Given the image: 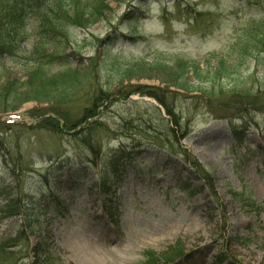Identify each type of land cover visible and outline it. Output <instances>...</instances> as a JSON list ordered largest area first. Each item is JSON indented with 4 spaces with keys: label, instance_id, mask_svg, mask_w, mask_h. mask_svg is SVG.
Here are the masks:
<instances>
[{
    "label": "rangeland",
    "instance_id": "374dc122",
    "mask_svg": "<svg viewBox=\"0 0 264 264\" xmlns=\"http://www.w3.org/2000/svg\"><path fill=\"white\" fill-rule=\"evenodd\" d=\"M110 7L106 21L72 30L84 45L67 51L84 67L98 59V89L108 100L100 124L41 129L51 115L36 101L0 113V242L18 241V264H33L38 244L52 246L54 264H81L77 243L104 264H166L148 254L162 258L179 242L184 257L174 264H264V65L239 59L264 6L110 0ZM8 22L0 8L1 42ZM36 27L31 15L9 26L17 43L0 52V84L27 80ZM182 63L198 66L179 81L186 90L163 84L156 66ZM92 92L87 85L68 107L76 119ZM246 92L258 100H243ZM233 194L257 209L244 211ZM18 197V208L6 209Z\"/></svg>",
    "mask_w": 264,
    "mask_h": 264
},
{
    "label": "trees",
    "instance_id": "16d2710c",
    "mask_svg": "<svg viewBox=\"0 0 264 264\" xmlns=\"http://www.w3.org/2000/svg\"><path fill=\"white\" fill-rule=\"evenodd\" d=\"M250 1L255 5L264 6V0ZM32 2L37 7L38 12H36V7L34 8V5L31 4ZM0 8L6 12L7 19H9L8 26L6 25L7 27L4 29L7 39L0 41V52L10 53L14 50L12 45L17 43V39L14 38L15 35L9 26L20 25L30 15L37 21L38 36V41L28 57L27 80L25 82L9 81L0 84V113L9 110L14 111V108L23 101H36L48 105V110L44 111L42 116L51 115L43 119L41 129H49L58 133L61 131V124L71 131L80 128L82 125L91 128L94 124H100L97 120L101 115L100 109L108 100L102 97V92L98 89V59L96 57L91 58L89 65L84 67L80 64H74L71 60L72 54H67V51L72 50V52L79 53V49L84 45V42L80 46L79 43L75 42L72 37V30H88L95 24L109 18L112 12L110 0H31L30 2L28 0H0ZM243 47L245 48L239 57L240 60L253 59L256 64L264 65V21L260 26L254 25V29L247 34ZM55 68H62V70L53 73ZM189 68L194 69L198 66H186L182 63L177 68L158 65L155 69L166 77L167 80L163 84L176 87L179 90H186L185 84L179 81L185 77ZM132 74L133 72L130 73V77ZM87 85L91 92L93 91L87 95L89 108L83 111L82 119H76L68 107L81 99ZM158 94L163 96L162 91H158ZM244 94L246 96L243 100H258L257 94L251 95L249 92ZM160 102L167 114L175 116L168 104L161 99ZM93 120L95 122L92 123ZM2 125L8 126L4 123ZM118 157L119 153L116 154L115 158ZM191 160L194 170H203L197 160ZM233 196L234 200L242 205L244 211L257 209L256 202L250 197L244 194H233ZM214 201L218 204L216 199ZM20 202L19 197L10 200L6 209H17ZM9 217L4 216L3 218ZM29 228H32L31 225ZM17 243V240L0 242V264H18L15 257L20 253L12 251L13 248L17 247ZM179 245L181 242L170 247L168 253L164 254L162 258L155 257L151 253L148 254V257L150 256L153 261L159 260V263L163 260L166 264H174L184 257V249L177 247ZM50 251H52V246L38 244L32 250L35 259L33 264H54ZM234 260L236 261V259Z\"/></svg>",
    "mask_w": 264,
    "mask_h": 264
},
{
    "label": "bare ground",
    "instance_id": "6f19581e",
    "mask_svg": "<svg viewBox=\"0 0 264 264\" xmlns=\"http://www.w3.org/2000/svg\"><path fill=\"white\" fill-rule=\"evenodd\" d=\"M75 257L81 259V264H104L97 252L88 251L79 243L75 246Z\"/></svg>",
    "mask_w": 264,
    "mask_h": 264
}]
</instances>
